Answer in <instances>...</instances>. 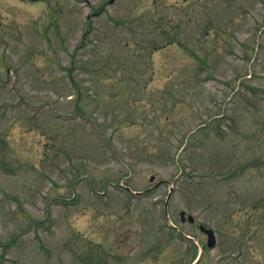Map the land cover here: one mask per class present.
<instances>
[{
	"label": "rangeland",
	"instance_id": "obj_1",
	"mask_svg": "<svg viewBox=\"0 0 264 264\" xmlns=\"http://www.w3.org/2000/svg\"><path fill=\"white\" fill-rule=\"evenodd\" d=\"M200 253L264 264V0H0V264Z\"/></svg>",
	"mask_w": 264,
	"mask_h": 264
},
{
	"label": "water",
	"instance_id": "obj_2",
	"mask_svg": "<svg viewBox=\"0 0 264 264\" xmlns=\"http://www.w3.org/2000/svg\"><path fill=\"white\" fill-rule=\"evenodd\" d=\"M153 180H154V178L151 179V181H153ZM172 192H173V188L170 189V193H169L168 198H167V201H166V203H165V208H166V210H167V206H168V204H169L170 198H171V196H172ZM180 216H181V219H182V220H185V213H184V212H182V213L180 214ZM188 219H189V221H191V222L194 221V218H193L192 216H189ZM201 230H202L203 232H205V233L208 235V247H209V248H213V247H215V245H216V239H215V234H214V232H213L212 230H210V229H208V230L205 229L203 226H201Z\"/></svg>",
	"mask_w": 264,
	"mask_h": 264
},
{
	"label": "flooded vegetation",
	"instance_id": "obj_3",
	"mask_svg": "<svg viewBox=\"0 0 264 264\" xmlns=\"http://www.w3.org/2000/svg\"><path fill=\"white\" fill-rule=\"evenodd\" d=\"M184 223H189V225H195L196 224V222H193V223H190V222H184ZM204 235V237L207 239V236L205 235V234H203Z\"/></svg>",
	"mask_w": 264,
	"mask_h": 264
}]
</instances>
